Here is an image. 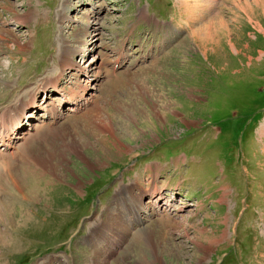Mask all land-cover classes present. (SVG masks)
Segmentation results:
<instances>
[{
	"label": "rangeland",
	"instance_id": "obj_1",
	"mask_svg": "<svg viewBox=\"0 0 264 264\" xmlns=\"http://www.w3.org/2000/svg\"><path fill=\"white\" fill-rule=\"evenodd\" d=\"M0 130V264H264V0H0Z\"/></svg>",
	"mask_w": 264,
	"mask_h": 264
},
{
	"label": "bare ground",
	"instance_id": "obj_2",
	"mask_svg": "<svg viewBox=\"0 0 264 264\" xmlns=\"http://www.w3.org/2000/svg\"><path fill=\"white\" fill-rule=\"evenodd\" d=\"M240 3V2H239ZM186 4V3H185ZM243 5V4H242ZM247 8H250V6L248 5V4H246L245 5ZM245 6H241V3L237 6V10H241V11H246L247 9H243V7H245ZM192 14V13H191ZM194 14V13H193ZM195 15V14H194ZM193 16V15H192ZM214 19H212L211 20V22H209V24H207V25H205V27H204V29H202V30H205V31H207L206 33H205V35L202 33V35H203V37H205L204 39H202L203 37L202 36H199V32L200 31H194L190 36H189V38L191 39V40H193V41H196V43L197 42H200L201 40L203 41V42H206L207 41V39L208 38H210L209 36H210V30L212 29V28H217V23H215L214 21H213ZM222 23V20H220V23H219V25ZM224 23V22H223ZM223 25V24H222ZM221 25V26H222ZM226 28V27H225ZM201 30V31H202ZM212 31V30H211ZM202 37V38H201ZM209 40V39H208ZM212 39H210V41H211ZM205 44V43H204ZM64 53H65V55H69L70 56V54L72 53V50H71V47L69 48V47H65L64 46ZM208 52V50H205V54ZM64 57V56H63ZM67 59H69L68 57H67ZM66 59V60H67ZM68 61V60H67ZM65 63H66V61H65ZM70 68H75L74 66H71ZM69 69V68H68ZM61 80H62V78H61ZM33 103H36V99L33 101ZM32 102H31V104H33ZM22 106V107H21ZM28 104H26V103H20V105H19V107L17 108V113H20V108H22V110L23 109H25V107L28 109ZM32 106H34V105H32ZM50 107L49 108H51V105H49ZM30 108V107H29ZM32 108V107H31ZM152 108V107H151ZM54 109V108H53ZM53 109H51V115H55V113L53 112ZM155 109V108H154ZM16 110V109H15ZM14 110V111H15ZM152 111V110H151ZM11 113V112H10ZM143 114V113H142ZM11 116V115H10ZM9 116L7 115V118H8ZM48 117H50V114L48 115ZM53 117V116H52ZM133 117V116H132ZM6 118V117H5ZM10 118V117H9ZM17 120V119H16ZM19 122H17L16 123V125H15V127H12V128H8V125H7V130L8 131H11L10 132V135L8 136L9 137V139L8 140H11V138L13 139L14 137H12V135L14 136L15 135V133H16V131H17V128H20L21 126H23V124H24V121H22L21 122V124L19 125L18 124ZM22 128V127H21ZM7 141V140H6ZM8 144V143H7ZM168 190V188H165V189H163V193L164 192H166ZM169 191V190H168ZM148 192H150L149 194H151V197L153 198V200L151 201L150 200V204H151V206H152V204H153V206L151 207V206H149L148 207V209H149V211L151 210V209H153L154 211H156V209H157V205H159V203H160V200H162V194H161V192L162 191H158L157 190V185H156V182H155V184L151 187V189L148 191ZM171 192H173V190H171ZM176 194V193H175ZM140 195V194H139ZM136 197V196H135ZM174 197V196H173ZM157 199V201H156V205L154 204V202L153 201H155ZM142 199H139V201L136 199V204L138 203L139 204V206L140 205H142V201H141ZM134 202V203H135ZM136 204H134V206H133V210L131 209V211H130V215H129V220H130V222H132V220H133V222H135L134 224L136 225L137 223L138 224H141L143 221H145L146 219L145 218H143V214H144V207H143V209L142 208H138V206H135ZM172 205L170 204V202L169 203H167L166 202V204H165V208L166 209H168L169 207H171ZM155 207V208H154ZM161 208H162V206H160ZM164 207V206H163ZM139 209V210H138ZM155 214V212L153 213V215ZM131 226V225H130ZM141 233V232H140ZM163 246V245H162ZM159 248V247H158ZM163 253H164V251H162ZM166 252V251H165ZM168 252V251H167ZM166 252V253H167Z\"/></svg>",
	"mask_w": 264,
	"mask_h": 264
}]
</instances>
